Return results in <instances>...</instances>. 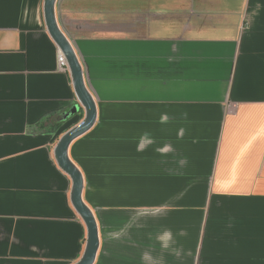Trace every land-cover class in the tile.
I'll use <instances>...</instances> for the list:
<instances>
[{"label": "crops", "instance_id": "0c3cea01", "mask_svg": "<svg viewBox=\"0 0 264 264\" xmlns=\"http://www.w3.org/2000/svg\"><path fill=\"white\" fill-rule=\"evenodd\" d=\"M0 0V264H76L87 229L57 165L84 118L44 17ZM97 122L69 157L95 264H264V0H58Z\"/></svg>", "mask_w": 264, "mask_h": 264}, {"label": "water", "instance_id": "95a60500", "mask_svg": "<svg viewBox=\"0 0 264 264\" xmlns=\"http://www.w3.org/2000/svg\"><path fill=\"white\" fill-rule=\"evenodd\" d=\"M57 2L58 0H45V24L51 39L67 60L73 89L79 103L70 112L59 117L58 120L60 122L66 121L80 110L84 111V118L60 138L55 147L54 156L57 165L71 178V204L87 229L85 252L76 264H95L100 248L98 224L93 212L83 200L84 178L79 168L70 159L69 149L74 141L88 133L95 126L98 116L97 105L86 87L83 69L77 54L58 24Z\"/></svg>", "mask_w": 264, "mask_h": 264}, {"label": "built area", "instance_id": "2783aa9c", "mask_svg": "<svg viewBox=\"0 0 264 264\" xmlns=\"http://www.w3.org/2000/svg\"><path fill=\"white\" fill-rule=\"evenodd\" d=\"M58 67L61 72H69L67 60L60 51L58 53Z\"/></svg>", "mask_w": 264, "mask_h": 264}]
</instances>
